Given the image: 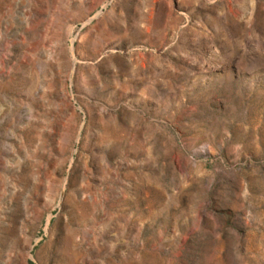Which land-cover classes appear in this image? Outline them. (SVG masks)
Returning <instances> with one entry per match:
<instances>
[{
    "label": "rangeland",
    "instance_id": "obj_1",
    "mask_svg": "<svg viewBox=\"0 0 264 264\" xmlns=\"http://www.w3.org/2000/svg\"><path fill=\"white\" fill-rule=\"evenodd\" d=\"M0 264H264V0H0Z\"/></svg>",
    "mask_w": 264,
    "mask_h": 264
}]
</instances>
